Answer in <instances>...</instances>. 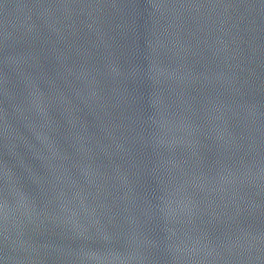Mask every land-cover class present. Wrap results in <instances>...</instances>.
Wrapping results in <instances>:
<instances>
[{
  "label": "water",
  "instance_id": "95a60500",
  "mask_svg": "<svg viewBox=\"0 0 264 264\" xmlns=\"http://www.w3.org/2000/svg\"><path fill=\"white\" fill-rule=\"evenodd\" d=\"M0 264H264V184L46 0H0Z\"/></svg>",
  "mask_w": 264,
  "mask_h": 264
}]
</instances>
